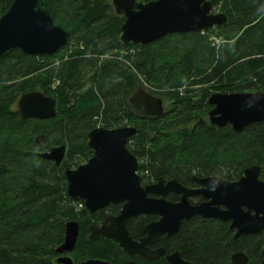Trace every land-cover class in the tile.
<instances>
[{
  "label": "trees",
  "instance_id": "obj_1",
  "mask_svg": "<svg viewBox=\"0 0 264 264\" xmlns=\"http://www.w3.org/2000/svg\"><path fill=\"white\" fill-rule=\"evenodd\" d=\"M210 1L227 14L226 24L126 45V19L112 0H43L72 39L53 55L16 49L0 59V264H58L66 223L89 215L68 196L65 171L91 157L88 134L98 126H135L128 148L154 174L223 169L241 177L259 165L264 179V120L241 132L205 121L211 94L264 91V0ZM11 2L0 0V17ZM140 85L167 100L164 115L135 113L130 97ZM32 90L57 100L54 117L21 116L17 102ZM39 135L47 150L67 146L60 165L40 155ZM229 232L225 223L196 222L179 241L202 264H233L237 250L262 264L264 233L237 239ZM78 245L74 264L76 252L92 251Z\"/></svg>",
  "mask_w": 264,
  "mask_h": 264
},
{
  "label": "water",
  "instance_id": "obj_2",
  "mask_svg": "<svg viewBox=\"0 0 264 264\" xmlns=\"http://www.w3.org/2000/svg\"><path fill=\"white\" fill-rule=\"evenodd\" d=\"M112 4L116 12L126 18L120 36L126 45H145L170 34L206 30L228 22L226 13H213L210 0H112ZM71 39V32L55 21L43 0H12L0 17V59L16 49L35 57L53 55L69 45ZM208 101L213 105L209 111V119L212 124L220 127L231 124L234 131L241 132L247 126L264 120L262 90L215 92ZM130 103L135 113L141 117L154 118L165 113L164 99L153 95L143 85L132 94ZM17 107L23 118L47 119L56 115L57 100L42 91L32 90L20 96ZM137 130L132 125L94 128L88 134V146L94 149V155L77 168H67L65 171L68 196L82 199L91 212H96L111 202L126 201L121 213L113 220L114 225H118L120 229L112 231L106 226L94 227L92 238L103 234L120 242L129 252L136 251L138 243L128 235L126 220L143 212L162 215L159 221L146 228L150 235L165 231L174 233L184 218L189 219L196 214L231 220V227L237 229L235 237L264 230V181L259 178V165L248 166L244 175L236 182L217 177L200 179L206 187H216L207 195L212 196L209 202L192 205L188 196L200 190L186 188H182L184 195L178 203H172L163 197L152 198L148 196L149 192L164 195L167 191L182 189L171 187L177 183L175 179L165 189L161 184L163 179L153 186L143 187L140 184L138 159L127 147L129 137ZM44 140V135L36 138L38 146L43 149L40 155L60 165L65 159L67 146L62 144L47 150ZM220 204L227 208L220 209ZM78 232V222L68 221L65 240L57 248V252L73 251ZM232 261L236 264H248L249 257L244 251H237L232 254ZM56 262L74 264V259L71 255H61ZM81 264L111 263L89 259Z\"/></svg>",
  "mask_w": 264,
  "mask_h": 264
},
{
  "label": "flooded vegetation",
  "instance_id": "obj_3",
  "mask_svg": "<svg viewBox=\"0 0 264 264\" xmlns=\"http://www.w3.org/2000/svg\"><path fill=\"white\" fill-rule=\"evenodd\" d=\"M213 11V6H212ZM216 13V12H213ZM126 19V18H125ZM139 88V87H138ZM134 93V92H133ZM154 95V94H153ZM165 102V113L168 110V102L166 99H164ZM196 102H198V98H196ZM209 103V101H208ZM210 109L206 112V123H209L211 126L220 127L216 124H212L209 119V111L213 108V105L210 104ZM141 117V116H139ZM145 118V117H141ZM199 122H203V117L199 118ZM126 126V125H125ZM231 126V124H228L224 127ZM192 127H195L192 125ZM236 132V131H235ZM129 142V139H128ZM127 142V147H128ZM136 143L131 144L132 146H136ZM91 148V147H90ZM93 153L91 157L94 155V149L91 148ZM138 159V169L137 173L139 175L140 184L143 187L147 186H153L156 185L161 179L162 180V188L165 189L169 187V182L171 180H177V183L174 185H171V187L174 188H186L189 190H200L197 193H192L188 196V200L192 205H199L204 202H209L212 200V196H207L210 194L213 190L216 189L214 185L210 187H206L207 185L201 183L199 180L202 178H208V177H217L224 181L229 182H236L241 177L236 176L235 174H232L228 170H207V171H198L193 170L191 174L186 173L185 175H161V174H154L149 169H142L141 164H143V159ZM89 159V158H88ZM88 159L86 161H88ZM81 162L82 163H85ZM79 166V165H78ZM77 166V167H78ZM76 167V168H77ZM259 178L264 181L261 170ZM184 195L183 189L181 191L176 190H170L167 191L164 195L149 192L148 196L152 198H161L163 197L167 201H170L172 203H178L182 200ZM76 204L78 206L77 210L83 212V209H87L85 207L84 201L82 199H75ZM126 201H120L117 203H109L105 207L99 209L96 212H91L88 209L89 215L87 218H78L76 221L78 222L79 232L78 237L76 240L75 248L79 250L78 242L83 243L85 245L90 246L92 251H88L87 257H81L79 252H76V264H81V262L87 261L89 259L94 260H102L106 262H110L111 264H182L184 262L190 263V264H202L200 261L193 260L190 255L187 254V252L184 249L183 243L179 241L180 237L182 236V231L187 230L189 231L193 225V223L196 222H217V223H225L228 225V228L230 230L229 235H232L234 238L240 239L241 237H256L257 235H261L264 233V230L258 232V233H252V234H246V235H240L239 237H235L236 228L231 227V220H223L220 218H209L204 217L201 214H196L192 216L191 218H184L181 221V224L179 226V229L174 233H168V231H165L163 233H155L154 235L149 234V230L146 228L149 227L151 224L159 221L162 218L161 214L158 213H139L137 215L131 216L126 220V229L128 231V235L136 242L138 245L135 247L136 251L129 252L126 250L120 242L116 241L115 239L105 236L103 234H99L98 236L91 237L93 233V228H100L103 226H106L109 228V230L116 231L119 230L118 225H114V218L117 217L125 205ZM216 206V205H215ZM220 209L224 210L227 207L224 204L219 205ZM82 216V215H81ZM262 249V255H263ZM71 252H63L59 253L58 256L61 255H71ZM237 251H244L248 257L250 262V254L247 250H237ZM234 251V252H237ZM232 252L230 255V260L232 261ZM73 257V256H72ZM74 259V258H73ZM264 255L261 259V263L263 264ZM248 262V264H249ZM75 263V262H74ZM233 264H236L232 261Z\"/></svg>",
  "mask_w": 264,
  "mask_h": 264
},
{
  "label": "built area",
  "instance_id": "obj_4",
  "mask_svg": "<svg viewBox=\"0 0 264 264\" xmlns=\"http://www.w3.org/2000/svg\"><path fill=\"white\" fill-rule=\"evenodd\" d=\"M207 30V29H206ZM206 30H202V32L204 33V32H206ZM211 39L213 40V42L215 43V44H219L220 42H221V38H219V37H217V36H212L211 37ZM219 42V43H218ZM134 50L132 49L131 50V52H133Z\"/></svg>",
  "mask_w": 264,
  "mask_h": 264
},
{
  "label": "rangeland",
  "instance_id": "obj_5",
  "mask_svg": "<svg viewBox=\"0 0 264 264\" xmlns=\"http://www.w3.org/2000/svg\"><path fill=\"white\" fill-rule=\"evenodd\" d=\"M213 12H216V13L221 12L220 7H219V6H216V7L213 9ZM218 43H219V42H218ZM143 87L149 91V89H148L146 86L143 85ZM70 168H76V167H75V166H72V167H70Z\"/></svg>",
  "mask_w": 264,
  "mask_h": 264
}]
</instances>
